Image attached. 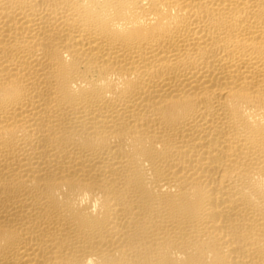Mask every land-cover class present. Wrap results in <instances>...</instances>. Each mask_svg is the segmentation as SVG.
I'll return each instance as SVG.
<instances>
[{"label":"bare ground","instance_id":"6f19581e","mask_svg":"<svg viewBox=\"0 0 264 264\" xmlns=\"http://www.w3.org/2000/svg\"><path fill=\"white\" fill-rule=\"evenodd\" d=\"M0 264H264V0H0Z\"/></svg>","mask_w":264,"mask_h":264}]
</instances>
